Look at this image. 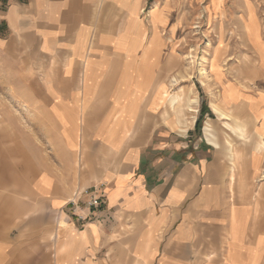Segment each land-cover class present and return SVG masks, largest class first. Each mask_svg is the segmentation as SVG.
I'll use <instances>...</instances> for the list:
<instances>
[{"label":"crops","instance_id":"0c3cea01","mask_svg":"<svg viewBox=\"0 0 264 264\" xmlns=\"http://www.w3.org/2000/svg\"><path fill=\"white\" fill-rule=\"evenodd\" d=\"M147 4L0 0L1 101L12 93L19 118L25 101H35L37 120L48 126L35 137L44 141L39 153L50 154L44 170L53 171L40 172L34 184L57 216L50 264H264L260 142L234 147L229 131L222 146L209 115L203 138L197 83L170 80L171 39L158 25L153 40ZM150 50L157 55L146 66ZM210 78L220 92L209 114L224 123L213 105L226 101L227 113L251 118L262 137L264 113L248 104L260 94L222 72ZM228 85L241 93L236 103L224 97ZM190 90L193 122L189 109L176 116L171 105ZM83 187L102 196L100 208H90L86 195L72 204Z\"/></svg>","mask_w":264,"mask_h":264},{"label":"rangeland","instance_id":"374dc122","mask_svg":"<svg viewBox=\"0 0 264 264\" xmlns=\"http://www.w3.org/2000/svg\"><path fill=\"white\" fill-rule=\"evenodd\" d=\"M150 2L148 0L143 18L149 25L150 14L155 31L153 40H157L158 25L166 28L163 34L171 39L170 80L180 78L187 85L192 81L197 83L200 110L202 105L206 107L204 119L199 126L201 135L205 138L204 127L206 116L209 115L213 120L215 135L222 146H226V141H230L225 132H229L230 128L226 127L225 118L222 117L223 123L208 111L211 98L220 92V87L212 82L210 73L218 76L222 72L227 80L243 81L249 91L262 97L257 102L252 95L248 97L251 110L264 113V95L260 88L264 85V0ZM155 9L158 11L152 16ZM156 55V50L147 51L145 65L148 66V59ZM248 58L259 72L257 75L262 77L257 81H253L254 76L249 75L248 69H245L250 65ZM202 69L207 72L204 76L201 74ZM245 73H248L246 77ZM2 84L0 80V88ZM188 93L193 92L190 90ZM223 93L233 103L241 97V93L230 85L224 87ZM12 96L11 93L10 101H1L0 98V264H50L54 242L50 240V232L56 229L57 216L50 211L49 199L39 195L34 184L40 172L53 171L44 170L46 165L50 166L43 165L45 161H50V154L45 149L42 154L39 153V148L43 149L39 146L40 142L44 141L43 138L35 137V134L42 135L48 126L37 120L40 116L34 111L35 101H25L26 105L21 106L22 118H19V107ZM190 97L195 101L192 95ZM192 106L195 110L193 103ZM214 111L219 117L217 111ZM240 114L236 110L231 112L228 122L236 128L244 126L246 139H238L233 135L231 144L236 147L243 140H247L249 145H256L261 139L264 141V133L261 139L256 136V123ZM192 115L194 113L187 114V122H193ZM262 123L264 119L259 125ZM227 155L222 150L218 152L221 169L226 168ZM241 162L243 159L236 163L237 170ZM35 164L43 168H34ZM85 189L83 187L74 191L76 197L72 193L71 200L75 201ZM71 206L66 208L69 215Z\"/></svg>","mask_w":264,"mask_h":264},{"label":"bare ground","instance_id":"6f19581e","mask_svg":"<svg viewBox=\"0 0 264 264\" xmlns=\"http://www.w3.org/2000/svg\"><path fill=\"white\" fill-rule=\"evenodd\" d=\"M157 11H158V9H155L152 12V16H154ZM248 60H249V63L248 64H250L251 66L250 65H247L246 66L247 68L245 67V69H248L249 75L254 76V78L252 80L253 81H257V80H259V77H258L259 75H257V74H259V72L254 68V66L250 62V59L249 58H248ZM201 74L203 76L206 75L207 74L206 70L205 69H202ZM247 74L248 73H245V77H246ZM175 82H177L176 79H175ZM191 99L192 98L190 97V94H188V93H186L184 95H178L176 98L173 97L171 99V105H172L173 113L176 116H182L183 117L184 111H185L184 109H186V108H187V110L189 109V112L195 113V110L193 109V106H192L193 101ZM222 102L224 103L223 106L226 107V101H222ZM223 106L221 105V103H219L217 105L216 104L213 105V108H214V110L217 111V113L219 114V117H221V118L224 117L225 118V120H226V122H225L226 126L230 128V131H232L234 135H236L239 139H244V138L246 139V137L244 136L245 135V127L244 126H239L238 128H236V127L231 126L229 124V122H228L230 120V115H229V113H227L228 112V109L226 110V108L225 107L223 108ZM179 121H181V119H179ZM178 123L180 125H182L180 122H178ZM260 139H261V137H260ZM258 147L259 148L257 149V151H259L261 153H264V141L262 139H261L260 144H259ZM64 225L67 226V223H64Z\"/></svg>","mask_w":264,"mask_h":264},{"label":"built area","instance_id":"2783aa9c","mask_svg":"<svg viewBox=\"0 0 264 264\" xmlns=\"http://www.w3.org/2000/svg\"><path fill=\"white\" fill-rule=\"evenodd\" d=\"M95 191H96V189H93V191H91V189L84 190L80 195L81 196L82 195L88 196L89 197L88 206L90 208L98 209V208H100V206L102 204V196L95 193ZM80 195H78V197ZM75 197H76V195H75ZM72 204L75 205V201H73ZM80 220L84 221L83 217H80Z\"/></svg>","mask_w":264,"mask_h":264},{"label":"trees","instance_id":"16d2710c","mask_svg":"<svg viewBox=\"0 0 264 264\" xmlns=\"http://www.w3.org/2000/svg\"><path fill=\"white\" fill-rule=\"evenodd\" d=\"M205 109L206 107L204 105H202V109L200 110V112L198 113V120H197V127L199 128L201 122L204 119V115H205Z\"/></svg>","mask_w":264,"mask_h":264}]
</instances>
